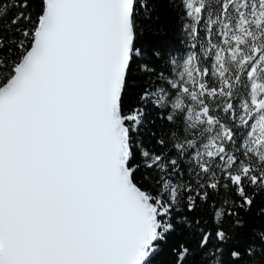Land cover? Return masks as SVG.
<instances>
[{
    "label": "snow or ice",
    "instance_id": "6c2138e0",
    "mask_svg": "<svg viewBox=\"0 0 264 264\" xmlns=\"http://www.w3.org/2000/svg\"><path fill=\"white\" fill-rule=\"evenodd\" d=\"M0 264H264V0H0Z\"/></svg>",
    "mask_w": 264,
    "mask_h": 264
},
{
    "label": "trees",
    "instance_id": "16d2710c",
    "mask_svg": "<svg viewBox=\"0 0 264 264\" xmlns=\"http://www.w3.org/2000/svg\"><path fill=\"white\" fill-rule=\"evenodd\" d=\"M163 26V25H162Z\"/></svg>",
    "mask_w": 264,
    "mask_h": 264
}]
</instances>
